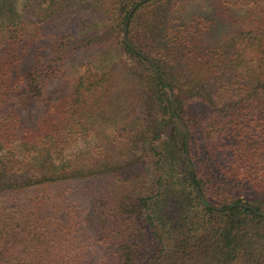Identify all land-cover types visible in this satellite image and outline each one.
Listing matches in <instances>:
<instances>
[{
    "label": "trees",
    "instance_id": "trees-1",
    "mask_svg": "<svg viewBox=\"0 0 264 264\" xmlns=\"http://www.w3.org/2000/svg\"><path fill=\"white\" fill-rule=\"evenodd\" d=\"M188 2L0 0V264H264V0ZM155 116L173 133L137 159Z\"/></svg>",
    "mask_w": 264,
    "mask_h": 264
},
{
    "label": "rangeland",
    "instance_id": "rangeland-1",
    "mask_svg": "<svg viewBox=\"0 0 264 264\" xmlns=\"http://www.w3.org/2000/svg\"><path fill=\"white\" fill-rule=\"evenodd\" d=\"M187 7H188L189 13H193L196 11H202V12L208 13L210 11V2L209 0H189ZM84 15H85L84 13H81V14L64 16V19H63L64 24L62 22L63 27L61 31L63 32L69 28L71 29L75 28L77 31L79 19L83 17ZM219 31H220L219 33L220 35L216 36L218 38L230 33L229 31H227L226 28H221ZM45 42L49 43L51 42V39H46ZM109 49H111V47L107 49V54L105 56H103L102 50H97L96 52L92 53V57L96 61V64L98 66L108 65L107 63L112 65L113 63L118 62L119 64L121 65L125 64V66L130 67V68L134 67L135 62L132 58H130L129 55L121 53V51H116V52L109 51ZM138 50L140 51V49ZM141 52L146 55L144 51H141ZM85 59L86 58H84L83 61ZM178 126L180 128L181 135L185 136L184 131L182 127L179 125V123H178ZM116 128L117 126L113 122L98 126V132H95L89 136L78 137V139L68 147V149L65 151V154L71 155L74 153L90 152L94 150L95 146H97L102 141V137L103 136H108V137L113 136ZM172 131H173L172 126L170 125L169 121L167 120L164 121V119H162L160 116H155L152 119V121L149 124H147L144 127V129L141 130V141H140L139 146L136 149V158L141 159V160H149L152 155V152L150 149V143L152 139L154 140L155 136H158V138H161V139H168L171 133H173ZM190 143L193 148V151L196 152L195 150L196 147L194 145L196 144V142H195L193 135H191L190 130H189V144ZM81 193H83V190H80V187H78L77 191L74 192L73 197H76L77 199L80 200V202L83 205L82 207H84L83 214L87 215L91 209L92 198L90 197V195L86 197L85 193L83 195ZM89 233L91 234L92 231H89Z\"/></svg>",
    "mask_w": 264,
    "mask_h": 264
},
{
    "label": "water",
    "instance_id": "water-1",
    "mask_svg": "<svg viewBox=\"0 0 264 264\" xmlns=\"http://www.w3.org/2000/svg\"><path fill=\"white\" fill-rule=\"evenodd\" d=\"M142 1L139 3L141 4ZM139 5H135L132 7V9L130 10V15L136 10V8L138 7ZM123 37H124V40L127 42V43H130L129 40H128V33H127V28H125L124 30V33H123ZM136 49V48H135ZM137 50V49H136ZM138 51V50H137ZM140 52V51H139ZM142 53V52H141ZM143 56H146L144 53H142ZM151 62H153L151 60ZM168 93L170 95V99H171V102H173V106L174 108L176 109L175 107V102H174V95H173V92L168 88ZM176 120L177 122L179 123V125L182 127L183 131H184V134H186V143H187V146L189 145V129L188 127L186 126L184 120L179 117V116H176ZM196 191L199 193V195L203 198L204 201H207L208 199L202 194V192L200 191V189L196 186Z\"/></svg>",
    "mask_w": 264,
    "mask_h": 264
}]
</instances>
